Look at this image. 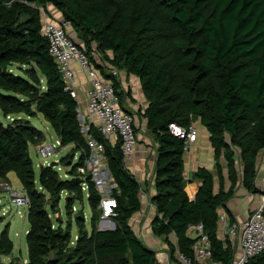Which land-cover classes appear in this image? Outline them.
Returning <instances> with one entry per match:
<instances>
[{
    "label": "trees",
    "instance_id": "obj_1",
    "mask_svg": "<svg viewBox=\"0 0 264 264\" xmlns=\"http://www.w3.org/2000/svg\"><path fill=\"white\" fill-rule=\"evenodd\" d=\"M48 3L70 20L89 53L140 77L148 103L137 113L157 142L154 233L165 237L172 255L180 252L195 264L198 236L189 226L201 222L213 258L231 262L235 248L219 235V209L234 221L228 202L239 186L264 194V183H257L264 154V0H0V181L9 182L8 173L15 171L30 198L23 264H161L131 223L142 207L143 183L127 165L120 139L112 142L91 123L89 132L104 143L110 193L118 201L110 216L114 227H100L103 193L90 170H80L92 148L79 101L65 88L42 32V8L47 11ZM91 58L112 79L120 105L133 111L125 103L132 90ZM38 113L62 145L72 144L62 159L69 160L68 177L50 164L36 171L29 147L42 131L29 117ZM8 114L14 118L5 122L1 115ZM197 119L209 131L215 171L198 167L194 175L200 185L191 198L185 189L184 138L169 123L189 126ZM63 196L68 214L74 213L66 222L52 215ZM85 198L89 223L82 205L74 210L75 200ZM13 247L6 224L0 231V262ZM245 264H264V250Z\"/></svg>",
    "mask_w": 264,
    "mask_h": 264
},
{
    "label": "built area",
    "instance_id": "obj_2",
    "mask_svg": "<svg viewBox=\"0 0 264 264\" xmlns=\"http://www.w3.org/2000/svg\"><path fill=\"white\" fill-rule=\"evenodd\" d=\"M71 27L70 20L63 16H50L42 8V32L49 40V52L54 57L62 73L65 80V88L77 97L75 85L76 69L74 64H78L86 71L91 82L88 90L87 111L83 114L81 121L92 151L87 160V166H81L80 170L82 172H85L87 169L90 170L93 174V179L96 181L91 166L96 162L97 157L101 156V152L104 150V143L89 132L91 123H94L108 139L113 140L115 137L120 139L124 159L128 160L133 157L138 143V122L134 111L126 110L120 105L119 95L112 79L107 77L91 58V55L96 56V51L89 53L84 42L78 40L70 32ZM7 116L10 119L14 118L12 114H8ZM169 127L173 133L184 138L185 149H188L198 138L199 130L194 122L189 126H184L172 121L169 123ZM60 143L61 140L57 139L56 142L41 144L39 147L40 154L43 158L53 155ZM107 173H109L108 167ZM97 185L99 188L100 186H104V189L108 191V193H104L100 188L103 193L100 203L102 208L101 221H104L115 214L118 201L116 196L110 193L111 188H108V185L112 187V184L99 181ZM6 186H8L14 202L18 204L29 203L30 198L23 188L14 189L10 183H7ZM84 188H86V185H84ZM263 208L264 194L260 196V202L254 210L242 219L236 218L234 221H231L226 209L222 207L219 209V223L223 227V238H227L235 248L231 262L213 258L211 243L208 235L204 232L203 223L190 224L189 228L194 231L195 236H198L194 243L195 264H245L250 256L263 251ZM179 255L185 261L192 263L184 254L179 252Z\"/></svg>",
    "mask_w": 264,
    "mask_h": 264
},
{
    "label": "crops",
    "instance_id": "obj_3",
    "mask_svg": "<svg viewBox=\"0 0 264 264\" xmlns=\"http://www.w3.org/2000/svg\"><path fill=\"white\" fill-rule=\"evenodd\" d=\"M47 12L50 16L61 17V11L52 3H48ZM70 32L80 41H82L74 27L70 28ZM108 53L112 55V51ZM96 61L103 67L104 70L113 72L118 76L123 88L132 90L131 95L126 96L128 102L127 107H133V111L136 113L138 128V143L133 157L126 160L127 165L135 172L138 179L143 183L144 190L141 194L142 207L136 211L131 217V223L136 231L137 235L150 247L156 250L157 257L161 264H192L182 259L178 252L174 255L169 251V245L165 237L157 235L153 231V219L156 215V203L154 202V195L156 193L155 179H156V163H157V142L153 139L152 135L146 129V120L140 119L137 111L142 108L144 109L147 105V99L144 95L140 77L134 73H129L126 69H120L111 66L106 60H104L96 52ZM76 69L75 85L77 90V99L79 101L80 118L82 120L83 114L87 111V104L89 100L88 90L90 87V79L85 70H83L78 64H74ZM104 73V72H103ZM105 74V73H104ZM106 75V74H105ZM199 130L197 140L184 151L185 161V189L191 198L195 197V194L200 185V180L195 178L194 172L200 166H206L209 169L215 171V158L214 148L210 141V134L208 129L200 119L194 121ZM118 138L111 140L115 142ZM224 173L227 176V168H224ZM9 176V173H8ZM10 179V176H9ZM111 179V178H110ZM226 186H229L230 180L225 177ZM110 184L113 185L112 181ZM216 190L219 189V181L216 177L215 183ZM239 192V193H238ZM241 195L239 196L238 194ZM260 194L252 193L242 185L237 189L236 195L232 197L228 205L235 212L237 219L244 218L243 216L236 215H247V208L250 207L249 212L252 208L256 207L260 202ZM91 212V209H90ZM87 215L89 213H86ZM87 217V216H86ZM223 227L219 223V235L222 234ZM190 233H194L193 230H189ZM76 236V234H75ZM174 240V237L172 236Z\"/></svg>",
    "mask_w": 264,
    "mask_h": 264
},
{
    "label": "rangeland",
    "instance_id": "obj_4",
    "mask_svg": "<svg viewBox=\"0 0 264 264\" xmlns=\"http://www.w3.org/2000/svg\"><path fill=\"white\" fill-rule=\"evenodd\" d=\"M17 67H18L17 64L13 65V68L15 70ZM125 103L128 104L126 100H125ZM131 108L133 109L132 106ZM1 117L5 122L9 118L8 116H2V115ZM29 118H31L32 122L42 131V137L39 140V142L31 143L29 147L30 154L33 158L36 171L39 172L41 164H47V162H49L48 164H50L52 161H55L56 163L54 165L58 168L61 175L63 177H68L69 175L67 173V170L70 168V166L68 165L69 160L66 162H63L62 159L64 156H66L68 153L72 151L71 149L72 144L62 145L60 143L58 144V147L56 151L53 153V155H50L47 158H43L39 151L40 145L45 144V143H50V142H56V140L60 138L57 135V133L54 131V129L52 128L49 120L42 113H38L35 116H30ZM137 130H139V128ZM76 160H77V157L75 156L72 162ZM238 165L240 166V164ZM214 168H215V165H214ZM91 170L95 174V179L97 182L105 181L107 184L111 182L110 175L109 173H107V163L103 155V152H101V156L97 157L96 162L92 164ZM9 176H10L9 182L4 181V180L0 181V231L3 229V227L6 224H9V233H10L11 238L13 239L14 247L11 253L2 255L0 264H23L26 262L28 258V244H27V239H26V233L30 226L29 220H28V204H18L14 202L13 197L10 193V190H8V186H6V184L10 183L14 189H22L23 187L15 171H10ZM257 183L261 187H263L264 154L261 155V158H260V166H259V172L257 176ZM100 188L102 189L104 193H108V191L104 189V186H100ZM108 188H111V185L110 186L108 185ZM238 195L240 196L241 192ZM80 205L84 207L85 215L87 216L85 217V221L89 223L90 222L89 221L90 205H89L87 198H85V200H83L82 202L75 200L74 210H77L78 208H80ZM229 208L232 211L233 215L235 216V212L231 209L230 206ZM254 208H252L251 211H253ZM249 209L250 207L247 208L248 213H249ZM86 213H89V214L87 215ZM52 215L55 218L57 216H60L63 222H66L69 217L73 219L74 213H72V215L70 216L66 210L64 196L59 202V211L57 212L52 211ZM236 216L245 217L246 215H236ZM102 222L104 226H107V227H112L113 225L111 218H108ZM77 230H78V225L76 221L74 220L73 227H72L73 237H75V234H77Z\"/></svg>",
    "mask_w": 264,
    "mask_h": 264
},
{
    "label": "water",
    "instance_id": "obj_5",
    "mask_svg": "<svg viewBox=\"0 0 264 264\" xmlns=\"http://www.w3.org/2000/svg\"><path fill=\"white\" fill-rule=\"evenodd\" d=\"M56 162L55 161H52L51 163H50V165H54ZM108 171H109V169H108ZM112 227H114V221H112ZM100 227L101 228H104V227H107V226H104V224H103V222L102 221H100Z\"/></svg>",
    "mask_w": 264,
    "mask_h": 264
}]
</instances>
